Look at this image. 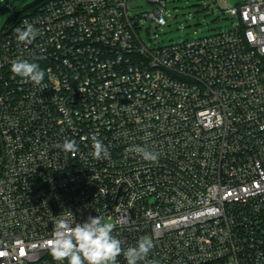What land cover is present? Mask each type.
Returning a JSON list of instances; mask_svg holds the SVG:
<instances>
[{
    "label": "built area",
    "instance_id": "built-area-1",
    "mask_svg": "<svg viewBox=\"0 0 264 264\" xmlns=\"http://www.w3.org/2000/svg\"><path fill=\"white\" fill-rule=\"evenodd\" d=\"M132 1L41 0L2 28L0 264H68L48 249L62 213L102 216L124 249L150 236L139 264H264V0L223 7L233 30L159 48L138 31L166 26L169 0H137L152 12L134 17Z\"/></svg>",
    "mask_w": 264,
    "mask_h": 264
},
{
    "label": "clouds",
    "instance_id": "clouds-1",
    "mask_svg": "<svg viewBox=\"0 0 264 264\" xmlns=\"http://www.w3.org/2000/svg\"><path fill=\"white\" fill-rule=\"evenodd\" d=\"M23 23V28L15 29L17 40L31 44L37 31L28 21ZM11 72L38 86L43 83L45 77V72L37 63L24 59L12 61ZM92 142L93 158L103 159L110 155L108 147L95 135L92 136ZM62 147L66 152L78 150L74 140H66ZM133 150L145 161L155 162L159 158L158 153L145 147L136 146ZM115 226L112 222H105L99 215L89 216L85 221L77 222L74 215L62 213L53 221L48 249L55 261L67 260L68 264H117V258L121 254L127 260V264H139L154 247L153 239L144 236L136 246L124 249L121 240L112 235Z\"/></svg>",
    "mask_w": 264,
    "mask_h": 264
},
{
    "label": "rangeland",
    "instance_id": "rangeland-1",
    "mask_svg": "<svg viewBox=\"0 0 264 264\" xmlns=\"http://www.w3.org/2000/svg\"><path fill=\"white\" fill-rule=\"evenodd\" d=\"M39 0H0V36L4 25L17 14H30ZM239 0H227L226 5L215 0H169L166 15L167 25L158 27L152 20H142L138 31L142 42L150 48L165 47L174 43L208 37L220 31L233 30L236 21L223 11ZM221 6V7H220ZM152 12L144 1L129 4L131 17Z\"/></svg>",
    "mask_w": 264,
    "mask_h": 264
},
{
    "label": "crops",
    "instance_id": "crops-1",
    "mask_svg": "<svg viewBox=\"0 0 264 264\" xmlns=\"http://www.w3.org/2000/svg\"><path fill=\"white\" fill-rule=\"evenodd\" d=\"M215 1H216V4H221V6L223 5V2H222L223 0H215ZM241 2H242V0H239L238 2H236V4L234 6L240 4Z\"/></svg>",
    "mask_w": 264,
    "mask_h": 264
},
{
    "label": "trees",
    "instance_id": "trees-1",
    "mask_svg": "<svg viewBox=\"0 0 264 264\" xmlns=\"http://www.w3.org/2000/svg\"><path fill=\"white\" fill-rule=\"evenodd\" d=\"M39 2H41V0H39L38 2H36L35 4H38ZM34 4V5H35ZM31 8V7H30ZM18 16H20V17H22V16H24L23 14H17Z\"/></svg>",
    "mask_w": 264,
    "mask_h": 264
}]
</instances>
